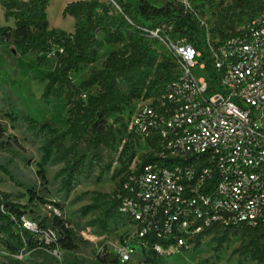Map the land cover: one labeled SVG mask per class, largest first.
<instances>
[{"label": "trees", "instance_id": "1", "mask_svg": "<svg viewBox=\"0 0 264 264\" xmlns=\"http://www.w3.org/2000/svg\"><path fill=\"white\" fill-rule=\"evenodd\" d=\"M223 1L200 0L193 2L191 8L180 0H168L162 6L149 0L72 1L63 12L64 18L75 21L74 31L68 33L50 27L47 10L51 0H0V43L12 44L11 51L17 50L20 56H33L39 67H51L55 61L53 70L44 77L42 100H64L67 112L65 128L58 122L41 121L15 110L8 113L13 122H21L39 142L37 162L28 158L16 136L6 135L0 128V174L23 189L18 193L0 190V246L10 254L7 264H84L78 254L83 244L91 242L80 236L65 217L64 203L51 198L47 175L50 167H59L53 183L58 185L64 200L83 182L98 184L111 173L116 182L112 192H85L74 201L91 194L90 203L80 212L91 216L87 224L99 234H114L129 223V217L121 211L118 194L122 176L135 156V143L128 138L122 151L117 152L118 137L126 128L122 114L134 101L161 97L178 77L176 63L156 50L157 41L145 30L161 29L164 36L192 46L208 58L211 68L208 36L219 35L225 40L264 9L263 0H232L227 4ZM217 2L221 7L215 21L202 24L199 16L205 17V7ZM107 45L119 49L111 52L101 70H94L87 80L76 85L73 77L96 64ZM118 123L121 127H117ZM112 151L117 152V157L107 160ZM18 159L27 166L36 164L33 180H23ZM152 160L146 157L144 163ZM115 162L118 165L114 167ZM25 198L28 202L21 203ZM39 206H50L49 214L41 215L36 210ZM27 215L37 222L38 232L23 226ZM51 229L56 237L49 242L43 233ZM213 232L214 253L198 264H217L215 260L235 241L238 246L230 258H235L237 264H264V222L209 228L197 237L194 249L200 248L202 239ZM97 259L105 264L120 263L106 251L99 252ZM143 259L147 264H167L163 255L152 250Z\"/></svg>", "mask_w": 264, "mask_h": 264}, {"label": "built area", "instance_id": "2", "mask_svg": "<svg viewBox=\"0 0 264 264\" xmlns=\"http://www.w3.org/2000/svg\"><path fill=\"white\" fill-rule=\"evenodd\" d=\"M145 33L176 63L178 77L161 97L134 101L122 114L117 152L126 139L135 143L118 194L129 223L103 249L121 263L151 250L167 258L193 249L212 227L264 222V9L225 40L208 36L211 68L202 52L161 29ZM197 68L207 77L199 78ZM146 157L154 160L144 163ZM23 221L38 232L36 223ZM43 237L54 241L56 233Z\"/></svg>", "mask_w": 264, "mask_h": 264}, {"label": "rangeland", "instance_id": "3", "mask_svg": "<svg viewBox=\"0 0 264 264\" xmlns=\"http://www.w3.org/2000/svg\"><path fill=\"white\" fill-rule=\"evenodd\" d=\"M72 1L78 0H51V4L48 7V19L50 27L53 29H59L68 33L74 31L75 21L74 19L67 17L64 18L63 12L66 4ZM155 6H162L167 0H149ZM183 1V0H180ZM188 4L200 0H184ZM232 0H224L223 3L227 4ZM220 2L215 3L213 6L205 7L204 19L213 23L215 21V15L220 9ZM1 12V8H0ZM2 16L0 17V23L3 24ZM12 44L0 43V128L3 129L6 135H14L25 147V152L28 158L39 161V142L35 140L28 132L25 126L21 122H13L8 116L13 110L26 113L30 116L41 120H51L58 122L61 128L66 127L67 112L65 108L64 100H51L45 102L42 100V95L45 87L44 77L49 74L54 67L55 61H52L51 67L41 66L39 67L34 60L33 56H20L16 50L13 53ZM119 47L107 45L100 51L99 58L96 64L87 67L82 73L73 77V81L76 85H80L83 81L87 80L94 70H101L103 63L111 52L118 50ZM152 75L153 72L150 71ZM196 75L199 78L207 77L206 72L196 69ZM96 91H94L95 93ZM263 116L264 125V108L261 110ZM117 157V152H109L106 156L107 160H111ZM17 167L21 174H23V180L34 179L36 176L37 166L35 163L27 166L23 161L18 159L16 161ZM117 162L114 163V167L117 166ZM59 167H50L47 169V175L51 184L48 188L51 193V198L57 202L64 203V215L70 220L72 227L77 233L82 236L91 244H83L82 251L78 254V257L84 260V264H105L101 263L97 259V254L107 246L108 241L114 237L112 234H99L94 228L88 226L87 222L91 216H83L80 212L81 208L91 201V194L87 195L83 200L75 202L74 199L77 195H81L85 192L100 191V192H112L116 188V182L111 179V173L104 177V181L95 184L92 181H85L78 186L70 198L64 200L63 195L58 191V185L53 183V177ZM3 178V182L0 184V190L6 192H22L23 189L14 184L8 177L0 174ZM23 204L28 202V199H22L20 201ZM36 210L41 215L49 214V207L39 206ZM26 218L33 223L37 222L27 215ZM215 243L212 241V236L206 237L200 248L190 249L186 251H178L171 256L165 258L167 264H198L199 261L206 258H210L214 251ZM238 246L235 241L229 245L220 254V258L215 260L217 264H237L235 258H230L232 250ZM64 252L62 253V255ZM10 254L8 251L0 246V264H7ZM230 258V259H229ZM113 264H147L142 257H137L135 260L129 263H113Z\"/></svg>", "mask_w": 264, "mask_h": 264}, {"label": "crops", "instance_id": "4", "mask_svg": "<svg viewBox=\"0 0 264 264\" xmlns=\"http://www.w3.org/2000/svg\"><path fill=\"white\" fill-rule=\"evenodd\" d=\"M167 1H168V0H167ZM69 3H70V2H69ZM165 3H166V2H165ZM165 3H164V4H165ZM67 4H68V3H67ZM67 4H66V5H67ZM0 13H1V12H0Z\"/></svg>", "mask_w": 264, "mask_h": 264}]
</instances>
